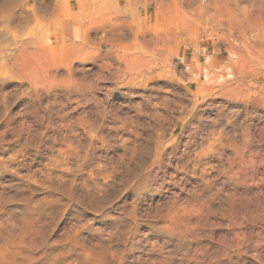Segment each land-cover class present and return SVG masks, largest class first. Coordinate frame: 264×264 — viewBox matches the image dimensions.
Segmentation results:
<instances>
[{"label": "rangeland", "instance_id": "374dc122", "mask_svg": "<svg viewBox=\"0 0 264 264\" xmlns=\"http://www.w3.org/2000/svg\"><path fill=\"white\" fill-rule=\"evenodd\" d=\"M213 1L0 0V264H264V44Z\"/></svg>", "mask_w": 264, "mask_h": 264}, {"label": "bare ground", "instance_id": "6f19581e", "mask_svg": "<svg viewBox=\"0 0 264 264\" xmlns=\"http://www.w3.org/2000/svg\"><path fill=\"white\" fill-rule=\"evenodd\" d=\"M216 1L217 0L213 1V11L215 12L218 8L220 10L217 13H214V12L209 13L208 16H210V18L212 19V22H214L216 24V21L220 22L218 20L219 18H221V21L223 19H226L228 26L232 27L234 25L241 24L243 22V20H245V22L248 21L249 24L251 25V27L254 29V31L257 30V32L259 33L256 35V40L258 41L260 39L261 41H263V44H264V3H263L264 1L263 0H257L255 2L250 0V1H247L246 4H244L245 0H218L220 4H217ZM111 8L114 10H118L119 5H117L116 3L113 2ZM229 9H230V11H229ZM234 27H236V26H234ZM244 28H246V27L244 26ZM211 30L215 31L214 29H211ZM239 31H241V30H239ZM239 31H237V29H236V32H239ZM254 31H252V32H254ZM222 33L224 34V32H222ZM249 35H251L250 32H249ZM258 43H260V42H258ZM21 46L24 48V43H22ZM23 56H24V52H20V54H19L20 58L18 61L20 66H22L21 63L24 60ZM255 61H256V59H255ZM258 63H260V62H258Z\"/></svg>", "mask_w": 264, "mask_h": 264}]
</instances>
